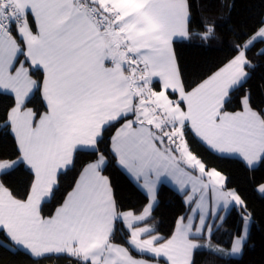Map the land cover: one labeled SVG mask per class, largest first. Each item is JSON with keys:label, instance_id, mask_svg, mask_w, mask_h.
Wrapping results in <instances>:
<instances>
[{"label": "snow or ice", "instance_id": "6c2138e0", "mask_svg": "<svg viewBox=\"0 0 264 264\" xmlns=\"http://www.w3.org/2000/svg\"><path fill=\"white\" fill-rule=\"evenodd\" d=\"M234 7L218 0L213 15L205 0H0V139L13 145L0 148V247L32 264L243 254L253 213L193 150L264 166V102L249 87L250 53L264 60V17L222 32L217 18ZM229 37L219 62L189 63L180 51ZM115 173L143 195L140 210L125 206ZM165 184L186 211L161 234L153 213ZM230 210L240 227L224 244L215 234Z\"/></svg>", "mask_w": 264, "mask_h": 264}, {"label": "trees", "instance_id": "16d2710c", "mask_svg": "<svg viewBox=\"0 0 264 264\" xmlns=\"http://www.w3.org/2000/svg\"><path fill=\"white\" fill-rule=\"evenodd\" d=\"M211 8V13L216 15L218 0H205ZM228 3H234L231 16L227 12L224 18H217L220 30L227 33L229 28L237 23H246L250 27L256 24L259 18L264 17V0H228ZM194 14L197 9L194 7ZM199 14L194 15V20L198 23ZM231 21V22H229ZM231 37L223 43L213 42L210 48L184 47L180 49L184 58L193 64H205L219 62L224 59L227 53V44L230 43ZM264 45H257V49ZM250 58L257 62L255 75L250 81L251 87L255 94L256 103L264 102V60H259L255 51L250 53ZM8 103L7 98L0 97V105ZM10 137L0 139V148L10 149L12 147ZM193 150L200 155L209 167H215L228 177V187L238 190L241 197L246 201L248 209L253 213V223L250 229V238L244 248L243 254L234 258L225 256L218 258L209 255L207 252L197 254V264H264V195L257 190L258 185L264 184V166H258L255 169L246 168L242 162L233 159H219L215 153L207 150L202 145H193ZM87 156H81V161L86 160ZM25 177L18 174L13 178L17 187L24 181ZM115 182L117 183L123 203L126 207L140 210L146 203L143 195L138 193L128 180L115 173ZM159 207L154 211L155 224L161 234H168L173 226L175 219L185 214V205L179 193L168 185H162L159 196ZM240 227V215L237 210H231L224 222L223 228L215 234V240L227 244L229 234L237 231ZM2 243V237H0ZM0 264H32V261L22 255L13 254L0 247ZM44 264H68L66 259L44 261Z\"/></svg>", "mask_w": 264, "mask_h": 264}, {"label": "rangeland", "instance_id": "374dc122", "mask_svg": "<svg viewBox=\"0 0 264 264\" xmlns=\"http://www.w3.org/2000/svg\"><path fill=\"white\" fill-rule=\"evenodd\" d=\"M252 225V224H251ZM251 225H250V229H251ZM241 255H239V256H231V257H234V258H238V257H240Z\"/></svg>", "mask_w": 264, "mask_h": 264}, {"label": "crops", "instance_id": "0c3cea01", "mask_svg": "<svg viewBox=\"0 0 264 264\" xmlns=\"http://www.w3.org/2000/svg\"><path fill=\"white\" fill-rule=\"evenodd\" d=\"M166 185H168V184H166ZM168 186H170V185H168ZM170 187H171V186H170ZM171 188H172V187H171ZM172 189H173V188H172ZM173 190H174V189H173ZM230 211H231V210H230ZM230 211H229V212H230ZM229 212H228V213H229ZM228 213H227V214H228ZM227 214H226V216H227Z\"/></svg>", "mask_w": 264, "mask_h": 264}]
</instances>
